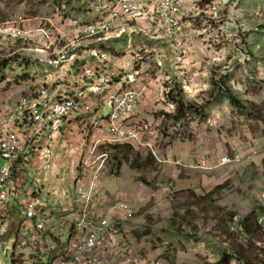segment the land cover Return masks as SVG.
Masks as SVG:
<instances>
[{"label": "rangeland", "instance_id": "1", "mask_svg": "<svg viewBox=\"0 0 264 264\" xmlns=\"http://www.w3.org/2000/svg\"><path fill=\"white\" fill-rule=\"evenodd\" d=\"M89 1L94 8L102 9L111 0L105 4L101 0ZM213 1L198 11L195 7L189 16L196 39L205 37L197 45L190 43L180 49L175 46L177 50L166 44L158 47L154 32L145 29L146 34L111 37L93 46L109 58L132 61L136 70L145 66L152 77L164 78L160 84L165 88L167 104L162 111V125L153 129L156 131L138 130L142 142L151 148L129 145L136 151L132 154L128 149L108 146L101 152L107 154L103 171L115 179L128 180L130 233L123 225L119 229L125 243L134 249L135 264H228L230 255L238 251L246 257L253 253V264H264V241L250 248L240 224L264 206V157L262 161L249 158L244 163L223 165L224 158L234 159L231 150L236 143L247 142L253 152L254 142L264 135V121L233 105L225 90L230 88L242 102L261 106L264 115V0H241L218 10L207 8ZM75 3L84 17L69 21L86 23L101 16L99 9L95 18L87 17L91 11L84 0H0V22L11 23L18 16L26 20L25 27L32 26L34 19L51 18L55 22L57 9L68 10ZM186 12L182 14L185 22ZM137 27L142 28L139 24L133 26ZM154 28L169 37L164 29L157 25ZM205 29L212 30H207L208 36H204ZM185 54L198 62L190 68V72L201 73L194 81L186 74L175 75L170 67H158L157 61L173 65L177 59L185 60ZM183 101L188 105L183 111L184 120H177ZM226 150L230 151L227 156L215 163ZM183 153L191 154L192 163L197 161L192 167L195 169H186L189 165L177 160ZM204 153H211V163L207 162L210 158L203 159ZM128 156L135 164L140 159V164L133 167L126 163ZM149 160L152 166L145 169ZM0 161L2 167L4 160ZM135 182L138 186H134ZM220 187L223 188L218 190ZM261 225L264 217L259 221ZM12 234L13 231L0 240L4 264H13L4 255ZM237 259L230 264H245Z\"/></svg>", "mask_w": 264, "mask_h": 264}, {"label": "built area", "instance_id": "2", "mask_svg": "<svg viewBox=\"0 0 264 264\" xmlns=\"http://www.w3.org/2000/svg\"><path fill=\"white\" fill-rule=\"evenodd\" d=\"M240 1L214 0L207 8L218 10ZM184 13V0H111L102 7L101 16L93 21H68L66 25L69 27L71 23V28L60 29L51 18L38 19L29 27L24 26L26 20L22 16L14 18L11 23L0 22V92L3 83L16 80L9 68L23 67L30 56H36L37 60L49 62L55 67L74 58L85 62L84 70H80L77 75L76 85L59 86L51 95L37 89H26L14 98L12 95L7 100L0 97V160H4V165L0 166V236L10 232L13 203L24 197L23 230L7 246L8 250H12V255L21 257L26 252L28 258L20 264L41 262L34 261L37 250L44 249L43 244L39 248L41 236L58 231L55 222L51 227L48 224L45 201L37 195L43 184L42 179H38L37 186L27 193L28 175L26 172L21 173V170L29 164L31 145L41 146L42 142L52 144L53 134L48 136L51 131H61L67 119L80 109L86 112L95 109V105L88 100L87 88L90 86L89 77L95 76L98 69L92 62L89 63V59L94 55L100 61H105L107 57L93 46L111 37L129 35L133 26L145 21L147 25L155 24L164 29L169 37L178 40L177 47H186L182 36ZM66 38H74L77 47L72 48L69 57L62 56L60 60L50 61V57L55 55L57 43ZM80 48L83 53L78 54L80 51L76 52V49ZM124 79L129 87L110 96L107 93L102 99L111 113L101 126V137L97 143L151 148V145L142 142L137 129H127L121 122V118L131 119L135 115L145 97V89L138 86L136 76H124ZM111 81L109 77L105 78L97 89L106 93ZM49 145L42 156L44 161L50 154ZM96 149H91L80 163L82 175L77 179L76 195L81 208L73 214L75 223L71 234L59 235L67 248L60 254L58 264H135L134 249L120 238L119 231V225L129 221L131 207L127 202L113 204L111 199H105L100 174L106 160L98 164L100 159H93ZM105 156L107 154L102 157ZM241 158V154H237L234 159L226 157L223 165L239 162ZM202 165L204 168L205 164ZM109 201L118 214L125 215L123 219L105 210ZM46 257L49 262L50 254Z\"/></svg>", "mask_w": 264, "mask_h": 264}, {"label": "crops", "instance_id": "3", "mask_svg": "<svg viewBox=\"0 0 264 264\" xmlns=\"http://www.w3.org/2000/svg\"><path fill=\"white\" fill-rule=\"evenodd\" d=\"M84 1L87 2L86 4L89 5L88 9L91 11L88 13L87 17L92 15L91 19H93L96 15L100 14V7L94 8L91 1ZM101 1L103 2L102 4H105L109 0ZM207 3L209 2L206 0H184L185 12L187 10V20L185 22L182 36L186 46L190 43H201L205 39V37L204 39H196L195 30L191 27V22L188 21V19L195 7V10L198 11ZM53 17L55 18L57 27L65 29L66 27H72L71 23L69 24V27L66 25L70 20L69 18L80 20V18L84 17V12L81 7L76 4V6H72L68 10L67 8H64L61 12L55 13ZM34 21L36 20L34 19L33 22ZM141 23L142 24H139V26L142 28L137 27L136 29L132 27L130 29V36L138 35L140 33L146 34L145 29H147L148 33L154 32L153 34L156 36L155 41L159 43V45L156 46L161 47L166 44L173 48H175V46L177 47L178 40L176 41L174 38H169L164 34H160L159 31H156L154 28L156 25L150 24L148 26L142 21ZM224 28L220 30H223ZM207 30L208 29H205L204 36H208L206 33L212 31ZM57 44L58 45L54 49L55 55L50 57V61L52 62L60 60L62 56L69 57L73 52L72 48L77 47L74 38H66ZM209 47L212 48L211 45H209ZM178 48L179 47H177V49ZM76 52H79L78 54L83 53L81 48L76 49ZM161 52L163 51L161 50ZM186 54H188V52ZM105 56L107 57V60L105 61H100V59L95 58L94 55L89 59V63L92 62V64L98 69L95 76L89 77L90 86L87 88L88 100L95 105V109L92 112H86L80 109L73 117L67 119L68 121L61 131H51L48 136L53 134V139L50 141L52 144L49 145L42 142L41 146L36 147L31 145L29 148L32 154L29 164L25 169L21 170V173L26 172L28 175L27 193L37 186L38 179H42L43 184L39 187L37 195L45 201V211L48 215V224L51 227L55 222L58 227V231L55 233L51 232L50 235L43 234V236H41V242H38L39 248L43 244L44 249H38V253L34 257L36 263L41 261L38 264H58L60 262V254L66 251L67 245L61 238H59V235L63 234L64 236H67L68 234H71L75 223L73 214L81 208V202L78 201L76 195L77 179L82 175L80 169L81 160L85 155L90 153L91 149L97 147L93 159L95 161L100 159L103 162L105 158L102 156L105 154L102 155V148L111 146L97 143L101 137V126L106 122L111 113V109L107 106L105 101L102 100L103 97L107 95V93H109L110 96L125 87H129L130 85L124 79V76L127 77L129 75H134L136 76L138 86L145 89V97L138 105L135 115L131 119H126L125 117L121 118L122 124L127 129L143 130L145 128L146 130L151 129L152 131H156L153 129L160 128L163 122L162 120L165 118L162 115V111L165 109L167 100L165 98V88L160 84V81H164V78L156 76L152 77L148 74V68L145 66H143L142 70H136L134 66L132 67V61L124 60V62H121L109 58L107 55ZM28 59L29 60L24 63L23 67L11 66L9 68L11 73L16 77V80L15 82L3 83V88L0 92L1 99L7 100L11 95L14 98L21 91L26 89H37L45 91L47 95H51L59 89V86H64L65 84L76 85L77 75L80 70H84L85 64L84 61L74 58L55 67L49 62H41L37 60L36 56H30ZM193 59L194 58H188V55H186L185 60L179 61V59H177L172 63L173 65H169L167 61L160 60L157 61V63H159V66H157L161 70H167L170 67L174 69L175 75L178 76V74H180V76L184 77L186 74L187 79L192 78L191 80L194 81L200 77L201 73L190 72V68L196 65L194 63H198ZM175 69H178L176 71L179 73H176ZM262 71H264V68H262ZM107 77L112 79V81L110 88L105 93V91H99L97 88L103 84V80ZM193 90H196L195 86H193ZM48 145L51 146L50 154L48 159L44 161L42 160V156H44L47 148H49ZM254 147H256V150H253L252 152L248 147L247 142H238L232 148L231 153L235 156L237 153L241 154L242 158L238 163H244L249 158H251L252 161H262L264 157V135L254 142ZM228 152L230 151L226 150L221 152L218 159L214 162L219 163V161H222V159L227 156ZM203 157V159L210 158L207 162L211 163V153H204ZM100 160H98V164H101L99 162ZM177 160H182L189 165L186 169L192 170L195 169L192 167H195L197 163V161L192 163L191 154L186 153H183V155L178 157ZM232 164L234 165V163ZM182 172L183 171L180 170V173ZM177 177L178 181L181 182L182 179L179 173L177 174ZM100 179L104 197L107 201L111 199L113 204L129 202L131 195L129 193L130 191H127V179H115V177H111L104 171L101 172ZM134 186H138V184L135 182ZM24 201L25 198L23 197V199L15 200L13 203L10 232L13 231L14 234L9 238L4 253L7 258H11L13 264H20L22 260L28 258L26 252L21 257H18L16 255H11L13 254V252H11L12 250L7 249L8 244L12 243V241H14L23 230L22 224L25 221ZM111 201L107 202L105 210H107L112 216L118 219H123L125 215L121 213L118 214V212L112 208ZM128 222H124L121 225H123V229H127V233H130ZM121 236L120 238L125 241L123 234H121ZM3 237L4 236H0V240H2ZM1 254L2 253H0V264H4V258ZM48 254L51 256L49 262L46 260V255Z\"/></svg>", "mask_w": 264, "mask_h": 264}, {"label": "trees", "instance_id": "4", "mask_svg": "<svg viewBox=\"0 0 264 264\" xmlns=\"http://www.w3.org/2000/svg\"><path fill=\"white\" fill-rule=\"evenodd\" d=\"M207 2L213 1V0H206ZM225 90H227L228 95L233 103V105L239 107V108H245L249 113L250 116L255 117V119H259V120H263L264 121V115L262 114V108L261 106L256 105L255 103L252 102H242L241 98L239 95H237V93H234L230 88L225 87ZM171 100L173 102H177L176 99L171 98ZM188 107V105L186 103H184V101L182 102V104L179 105V112H178V116L176 117L177 120H184V118L182 117L184 114V110ZM113 147H121V148H125L128 149L129 151L133 153H135L136 151L134 150V148L132 146L129 145H125V146H121V145H111ZM141 162L140 159H136V164L132 161V159L128 156L126 159V163L131 164L134 167L135 165H139ZM152 161L149 160L148 164L144 165L145 169L150 168V166H152ZM223 187L218 188V190H221ZM264 217V206H259L257 208V210L255 211V213H253L252 215L248 216L247 218L241 220L240 224L242 229L244 230L243 233L245 232L246 235V242L247 244H249L250 248H256V243L255 242H262V240L264 241V225L259 226V221L261 218ZM244 252L238 251V253L234 252L233 254L230 255L229 259L227 261H229L228 264L231 263V261L233 259L238 258L237 260H240L241 263H245V264H253V262H255L254 259V254H250L244 256Z\"/></svg>", "mask_w": 264, "mask_h": 264}]
</instances>
